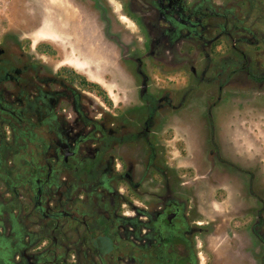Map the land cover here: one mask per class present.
I'll list each match as a JSON object with an SVG mask.
<instances>
[{
  "label": "flooded vegetation",
  "instance_id": "obj_1",
  "mask_svg": "<svg viewBox=\"0 0 264 264\" xmlns=\"http://www.w3.org/2000/svg\"><path fill=\"white\" fill-rule=\"evenodd\" d=\"M66 1L118 85L0 26V264H264V0Z\"/></svg>",
  "mask_w": 264,
  "mask_h": 264
},
{
  "label": "rangeland",
  "instance_id": "obj_2",
  "mask_svg": "<svg viewBox=\"0 0 264 264\" xmlns=\"http://www.w3.org/2000/svg\"><path fill=\"white\" fill-rule=\"evenodd\" d=\"M70 2L66 0L63 3L60 0H0V26L5 31H10L29 40L34 46H38L43 42L50 44L53 56L46 59H49L55 67L64 64L74 68L68 61L74 62L73 64H76L75 62L83 63L88 60L97 62L98 67L96 65H88L84 69L77 70L89 72L92 77L102 81L101 84L90 79L91 82H95L102 90H105L106 96L109 99L110 96L107 89L113 92V88L115 85H118V81L116 80V83L115 80L102 79V75L107 74L109 71L106 65V59L108 58L100 46H96L82 35L78 11L73 9L72 12L67 9L70 8L68 4L72 5ZM49 13L51 16L49 15L50 20L47 25H45L46 23L42 24L43 19ZM58 20H65L66 26L60 28L56 22ZM41 24L45 28L43 33L37 36L35 32ZM41 35L46 36L43 37ZM114 92L117 91L114 90ZM111 95L113 98H116V95L112 93ZM247 117L240 120L242 128L238 130L240 135H244V148L246 150L250 149L249 153H251V135H254L255 138L259 139L261 149L264 151V114H260L258 119L255 118V120L251 119L247 121ZM182 127L175 126L172 128L169 136L171 138L169 147L175 151L183 147L188 148L186 134Z\"/></svg>",
  "mask_w": 264,
  "mask_h": 264
},
{
  "label": "trees",
  "instance_id": "obj_3",
  "mask_svg": "<svg viewBox=\"0 0 264 264\" xmlns=\"http://www.w3.org/2000/svg\"><path fill=\"white\" fill-rule=\"evenodd\" d=\"M96 85H98V84H96ZM98 86H99V85H98ZM105 99H108V96H106Z\"/></svg>",
  "mask_w": 264,
  "mask_h": 264
},
{
  "label": "water",
  "instance_id": "obj_4",
  "mask_svg": "<svg viewBox=\"0 0 264 264\" xmlns=\"http://www.w3.org/2000/svg\"><path fill=\"white\" fill-rule=\"evenodd\" d=\"M60 1L63 3L64 0H60Z\"/></svg>",
  "mask_w": 264,
  "mask_h": 264
}]
</instances>
